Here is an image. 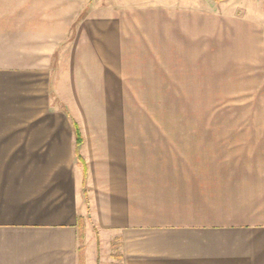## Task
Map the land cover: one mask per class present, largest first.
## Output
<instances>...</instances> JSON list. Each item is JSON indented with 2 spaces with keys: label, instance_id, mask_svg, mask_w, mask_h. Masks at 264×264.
<instances>
[{
  "label": "crops",
  "instance_id": "crops-1",
  "mask_svg": "<svg viewBox=\"0 0 264 264\" xmlns=\"http://www.w3.org/2000/svg\"><path fill=\"white\" fill-rule=\"evenodd\" d=\"M76 1L0 0V264H264V129L171 128L161 106L149 128L124 114L92 135L53 104L48 63ZM232 2L197 19L254 51L264 15ZM173 8L104 7L122 68L176 63ZM90 20L76 36L94 34Z\"/></svg>",
  "mask_w": 264,
  "mask_h": 264
},
{
  "label": "rangeland",
  "instance_id": "rangeland-1",
  "mask_svg": "<svg viewBox=\"0 0 264 264\" xmlns=\"http://www.w3.org/2000/svg\"><path fill=\"white\" fill-rule=\"evenodd\" d=\"M118 1H76L82 7L76 11L80 17L48 63L54 105L92 135L94 131L122 129L124 114L140 125L131 128H149L148 115L159 114L162 107L170 108L171 128L264 129L263 40L254 43L259 50L252 53L251 47L245 51L251 45L248 41L231 40L221 32L216 35L215 29L207 32V20L197 19L196 14L216 10L219 2L161 0L176 7L171 10V38L176 39L171 58L179 55L178 60L167 67L148 64L139 67L140 72L122 68L118 26H107L110 16L104 9ZM232 3L233 13L239 16L249 9L264 15V0ZM86 15L92 23L87 29L94 34L76 36L80 29L86 30L80 24ZM222 27L231 32L232 26L224 23ZM262 28L257 33L264 34ZM169 97L170 105L163 106Z\"/></svg>",
  "mask_w": 264,
  "mask_h": 264
},
{
  "label": "trees",
  "instance_id": "trees-1",
  "mask_svg": "<svg viewBox=\"0 0 264 264\" xmlns=\"http://www.w3.org/2000/svg\"><path fill=\"white\" fill-rule=\"evenodd\" d=\"M214 1H216V2H221V1H225V0H214ZM74 127H75V130H76V131L79 130V127H78V125H77L76 122H74ZM81 240H83V235H82V234H81Z\"/></svg>",
  "mask_w": 264,
  "mask_h": 264
}]
</instances>
